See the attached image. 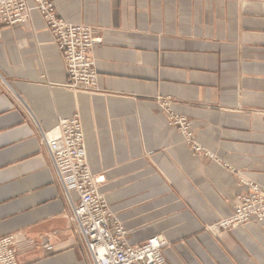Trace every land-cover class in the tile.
Returning a JSON list of instances; mask_svg holds the SVG:
<instances>
[{
	"label": "crops",
	"instance_id": "0c3cea01",
	"mask_svg": "<svg viewBox=\"0 0 264 264\" xmlns=\"http://www.w3.org/2000/svg\"><path fill=\"white\" fill-rule=\"evenodd\" d=\"M53 1L60 18L101 37L97 77L92 91L67 86L37 12L1 26L0 237H17V264H90L40 139L76 113L128 243L164 236L167 264H264L259 222L205 230L232 212L242 181L264 188V0ZM170 111L207 154H192Z\"/></svg>",
	"mask_w": 264,
	"mask_h": 264
},
{
	"label": "built area",
	"instance_id": "2783aa9c",
	"mask_svg": "<svg viewBox=\"0 0 264 264\" xmlns=\"http://www.w3.org/2000/svg\"><path fill=\"white\" fill-rule=\"evenodd\" d=\"M34 11L43 19L62 55L67 86L80 90L94 89L97 73L93 48L101 42V37L87 24L71 23L60 18L53 0H0V28L28 21ZM178 118L176 122L183 139L193 154H207L194 141L186 118ZM40 136L69 203L68 220L81 238L90 264H166L164 248L168 243L162 236L155 235L137 244L127 242V231L99 192L104 176L93 173L87 164L79 116L74 114L58 119L51 129L41 130ZM242 184L246 192L237 196L233 212L218 223L219 227L240 226L249 220H255L264 227V188L247 181H242ZM71 194L76 196V203ZM53 239H57L55 232L45 236L42 243L45 251H51ZM16 243L14 234L0 237V264H17Z\"/></svg>",
	"mask_w": 264,
	"mask_h": 264
},
{
	"label": "rangeland",
	"instance_id": "374dc122",
	"mask_svg": "<svg viewBox=\"0 0 264 264\" xmlns=\"http://www.w3.org/2000/svg\"><path fill=\"white\" fill-rule=\"evenodd\" d=\"M75 90H77V91H92V90H94V89H92V90H80V89H75ZM77 115H78V113H76ZM79 116V115H78ZM167 116V124L169 125V126H172V127H175L180 133H182L181 132V130H180V128H179V125L177 124V120L179 119L178 117H185V116H183V115H178L177 113H175V112H173V111H170V113L169 114H167L166 115ZM168 117H169V120H168ZM79 118H80V116H79ZM187 120V119H186ZM188 121V120H187ZM189 122V121H188ZM190 124V123H189ZM190 127H191V125H190ZM192 129V128H191ZM192 132H193V130H192ZM189 146V145H188ZM192 152V151H191ZM192 154H193V152H192ZM194 155V154H193ZM235 203H236V200H235V202L233 203V207H232V212H233V208H234V206H235ZM231 212V213H232ZM230 213V214H231ZM229 215V214H228ZM228 215H225V216H223V217H221V218H219L217 221H215L214 223H211V224H209V225H206L205 226V230H207L209 233H211V234H217V233H220V232H222V231H225V230H228V229H230V228H232V227H227V228H221V227H219L218 226V223L222 220V219H224L226 216H228ZM216 227V228H215ZM75 233V232H74ZM160 236H162V235H160ZM165 240H166V242L168 243V245H169V241L164 237V236H162ZM126 240H127V235H126ZM167 245V246H168ZM166 246V247H167ZM84 250V255H85V257L89 260V257H88V254H87V251H86V249H83ZM45 251V250H44ZM46 253H49L48 251H46ZM166 264H167V262H166Z\"/></svg>",
	"mask_w": 264,
	"mask_h": 264
}]
</instances>
